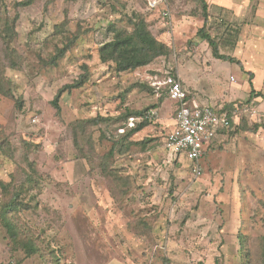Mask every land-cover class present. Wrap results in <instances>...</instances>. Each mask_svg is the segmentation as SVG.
Listing matches in <instances>:
<instances>
[{"label": "rangeland", "instance_id": "rangeland-1", "mask_svg": "<svg viewBox=\"0 0 264 264\" xmlns=\"http://www.w3.org/2000/svg\"><path fill=\"white\" fill-rule=\"evenodd\" d=\"M17 1L0 4V72L8 89L0 92V210L17 197L19 210L8 216L37 251L28 255L16 245L0 218V264H163L165 257L170 264H262L264 151L253 148L260 113L248 99L264 79L243 70L236 34L216 36L219 53L234 61L216 57L197 35L200 0H170L173 37L146 0ZM135 13L172 52L119 72L100 59L99 47L111 36L109 24L131 29ZM178 71L240 105L198 177L166 144L176 105L162 82ZM78 81L60 96L58 112L57 92ZM136 111L149 123L126 140Z\"/></svg>", "mask_w": 264, "mask_h": 264}, {"label": "trees", "instance_id": "trees-1", "mask_svg": "<svg viewBox=\"0 0 264 264\" xmlns=\"http://www.w3.org/2000/svg\"><path fill=\"white\" fill-rule=\"evenodd\" d=\"M34 0H20L17 1L16 7L19 6H28ZM53 1V0H51ZM147 1V0H146ZM202 3L203 8V15H204V24L201 26L198 31L197 35L202 38L203 40L209 43L211 46L213 54L221 59L224 60H231L234 61V58L229 55H224L219 53L218 51V38L220 34L223 33H230L236 34L234 39H237L238 34L241 31L242 24L234 19V11L224 7H213L212 12L211 9L208 10L207 3L205 0H200ZM4 4L5 0H0V4ZM148 7V3H147ZM148 11H153L148 8ZM1 14V13H0ZM214 16V18H213ZM17 17V16H16ZM15 17V19H16ZM0 20H2L0 16ZM215 20L214 22H210ZM129 22L132 26L131 29L118 26L114 23H111L107 27V31L111 34L110 38L106 39L101 46L99 47V56L103 62L112 61L116 65V70L119 72L122 71H129L135 70L138 67L147 66L152 63L155 59L159 57L168 56L172 52V47L170 44L165 43L164 41L160 40L152 31L151 22L148 21L145 15L142 13H135L132 18H129ZM4 27H5V34L4 38L7 43L12 42V31L10 30V24L8 21L4 20ZM218 36V38H216ZM63 50L61 54H63ZM168 75L177 76L176 72L169 73ZM83 81H78L76 83L65 85L59 89L57 92L53 104L57 108L58 112L60 110V106L58 104V100L62 93L71 88H76L81 86ZM168 93V89L165 87ZM0 92L4 94H8V89L6 88L4 82V76L2 72H0ZM255 96H262L264 98V94L257 93L255 90H252L248 101L253 100ZM254 103V102H253ZM240 108V105L236 102H228L225 103L221 110L228 113V115L232 116L234 112ZM135 120L138 118H143L137 124L134 121L133 126L127 131L124 135L125 139L127 140L132 134L137 133L138 131L142 130L146 127L149 123L147 118H144L145 111H136L134 113ZM129 119V118H128ZM235 124V123H234ZM230 127L232 128L233 125ZM229 128V129H230ZM146 141H142V144H145ZM132 142H122L121 147L128 149ZM212 146V145H211ZM2 150L0 144V152ZM114 152L110 151V153ZM103 171L107 173H111V170L107 165L103 167ZM17 198V197H16ZM12 198L10 199L7 204H5L0 210V218L3 222L10 238L16 245H20L21 248L25 250L28 255H32L37 251V246L33 241L29 239H23L20 235V232L13 222V220L8 216V214L13 213L19 210V203L18 199ZM163 264H170V259L165 257ZM262 264H264V248L262 251Z\"/></svg>", "mask_w": 264, "mask_h": 264}, {"label": "built area", "instance_id": "built-area-1", "mask_svg": "<svg viewBox=\"0 0 264 264\" xmlns=\"http://www.w3.org/2000/svg\"><path fill=\"white\" fill-rule=\"evenodd\" d=\"M170 0H147L148 8L159 11V23L166 33L174 36V20L169 7ZM171 44V43H169ZM157 84L161 82H156ZM159 85V84H158ZM162 86L168 89V97L177 103L176 125L168 133L166 144L168 149L181 156L184 154L191 163V171L195 177L202 172V161L212 141L218 133L229 129L237 122V109L232 116L212 105H198L191 103L188 92L183 85L181 78L167 75L162 82ZM250 110L249 106H243L242 111ZM135 117H129L128 125L133 126ZM124 131V128L120 129Z\"/></svg>", "mask_w": 264, "mask_h": 264}, {"label": "crops", "instance_id": "crops-1", "mask_svg": "<svg viewBox=\"0 0 264 264\" xmlns=\"http://www.w3.org/2000/svg\"><path fill=\"white\" fill-rule=\"evenodd\" d=\"M205 1L207 3L208 10L213 7H224L234 11L235 19L242 24L241 31L238 34L237 39H235L234 41L236 43L235 51L240 52L243 55L241 58L243 60L242 62H244L245 64L243 66V70L251 71V74L249 75H251V77L255 79V81H257V79H264V0ZM203 24L201 26H203ZM160 26V29L163 28L162 26ZM199 28H197V31ZM249 52L250 55L248 54ZM178 76L183 81V85L188 92V98L191 103H196L198 105H212L221 108L223 106L222 104H224L223 102H233L235 100V98H230L229 100H227L223 97L221 98L211 95L207 92V86L205 84H197L193 81V79L191 80V78L182 71H178ZM257 82L259 83V86L261 88H257L256 92L264 94V81ZM200 89L203 91H199ZM191 90L197 91V96L195 95L191 98ZM253 102L260 113V116L258 117L257 121L254 120L253 122V125L255 124V126H253L254 129L252 132V139L254 144L253 148L255 147L257 151H264V98L262 96H255L253 98ZM174 103L176 107L174 110L173 128L176 125L175 117L176 109L178 107L177 103ZM227 130L220 131L217 137L212 141L211 145L213 146L217 139L220 138V136H223L224 132ZM223 138H225V136L222 137V140Z\"/></svg>", "mask_w": 264, "mask_h": 264}]
</instances>
